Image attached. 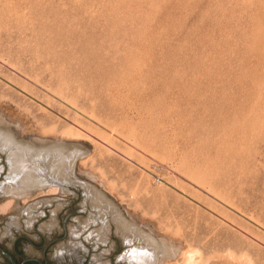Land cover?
<instances>
[{
	"label": "rangeland",
	"instance_id": "1",
	"mask_svg": "<svg viewBox=\"0 0 264 264\" xmlns=\"http://www.w3.org/2000/svg\"><path fill=\"white\" fill-rule=\"evenodd\" d=\"M152 241L264 264V0H0V245L131 264Z\"/></svg>",
	"mask_w": 264,
	"mask_h": 264
},
{
	"label": "bare ground",
	"instance_id": "2",
	"mask_svg": "<svg viewBox=\"0 0 264 264\" xmlns=\"http://www.w3.org/2000/svg\"><path fill=\"white\" fill-rule=\"evenodd\" d=\"M22 161L23 160H18V161L15 160L12 165L14 166V168H17L19 170L20 175L23 174V175L27 176V178H28V179L26 178L27 180H25L24 178H20V180L18 179L21 182H22V179H24V186H23V184L22 185H16L14 182L13 183L10 182V183H8V185L5 186V190L8 189V192H9L8 194H11L10 196L14 195L13 196L14 198L21 197L22 199L23 198L26 199L28 195L26 194L27 192L25 190L28 188H31L33 185L31 182V176L32 175H30V174H32V172L35 171V168H34L35 166L31 167V166L27 165V163L25 164V161L24 162H22ZM23 187H24V192H26L24 194H23V192H21ZM52 190L57 192L58 188L50 189V191H52ZM11 203H12V201L9 200L6 203H4L3 206L4 207L10 206ZM133 239H134L133 235H131V234H130V236H129V234L126 235V240H127L128 244L132 243ZM147 240L150 241L151 239L149 240L147 238ZM164 242H163V245H164ZM159 245H156L152 241V245H150L151 248L150 247L146 248L145 246L144 247H142V246L137 247L136 246L132 252L128 253L129 255H126V259L129 260L131 262V264H165L167 261H170V258L178 255V251L176 249H174V246H171L172 244L171 245L165 244L164 248L163 247L161 248V245L160 246ZM184 255L186 256V261L188 264H203L204 263L203 259L200 257L198 252H193V251L185 252L184 251ZM222 260H224V259H220L219 261L222 262ZM230 260H231V257H230ZM232 260H233V258H232ZM226 262H228V261H226ZM206 263L207 264H209V263L214 264L215 262H214V260H212V261L210 260V261H207ZM225 263H223V264H225ZM226 264H229V263H226Z\"/></svg>",
	"mask_w": 264,
	"mask_h": 264
},
{
	"label": "flooded vegetation",
	"instance_id": "3",
	"mask_svg": "<svg viewBox=\"0 0 264 264\" xmlns=\"http://www.w3.org/2000/svg\"><path fill=\"white\" fill-rule=\"evenodd\" d=\"M1 246V245H0ZM2 247V246H1ZM3 248V247H2ZM4 249V248H3ZM5 250V249H4ZM6 252H8L7 250H5ZM10 253V252H8ZM13 258L16 260L17 264H22V262L24 260H26V263L25 264H53L47 257V254H48V248H45L44 250V256L39 259V258H27V257H24V256H21L19 254H14V253H10ZM1 255V254H0ZM2 256V255H1ZM8 264H11L8 262V260L2 256ZM19 258V259H18Z\"/></svg>",
	"mask_w": 264,
	"mask_h": 264
},
{
	"label": "water",
	"instance_id": "4",
	"mask_svg": "<svg viewBox=\"0 0 264 264\" xmlns=\"http://www.w3.org/2000/svg\"><path fill=\"white\" fill-rule=\"evenodd\" d=\"M0 254H1L2 256H4V257L8 260L9 263H11V264H17V262H16V260L13 258V256H12L10 253L6 252L1 246H0ZM25 263H26V260H24V261L22 262V264H25Z\"/></svg>",
	"mask_w": 264,
	"mask_h": 264
}]
</instances>
